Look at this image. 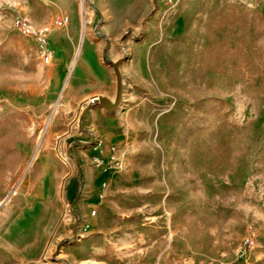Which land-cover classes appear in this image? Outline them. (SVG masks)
<instances>
[{
    "label": "rangeland",
    "instance_id": "rangeland-1",
    "mask_svg": "<svg viewBox=\"0 0 264 264\" xmlns=\"http://www.w3.org/2000/svg\"><path fill=\"white\" fill-rule=\"evenodd\" d=\"M18 15L36 25L69 17L50 36V65L42 68L36 39L14 26ZM91 39L103 47L81 70ZM115 65L119 109H131L141 147L124 183L156 193L117 201L125 219L97 206L101 226L121 220L148 234L166 207L188 255L264 264V0H0V117L14 120L0 125V264H98L84 261L88 242L70 240L81 220L63 190L74 167L69 139H90L81 120L102 107L93 96L116 99ZM57 165L65 172L51 209L62 214L51 227L40 185ZM250 224L257 245L241 259Z\"/></svg>",
    "mask_w": 264,
    "mask_h": 264
},
{
    "label": "crops",
    "instance_id": "crops-1",
    "mask_svg": "<svg viewBox=\"0 0 264 264\" xmlns=\"http://www.w3.org/2000/svg\"><path fill=\"white\" fill-rule=\"evenodd\" d=\"M58 32L57 37L64 38L65 31ZM102 47L101 42H94L93 39L87 42L78 65L79 69L87 70L89 63L97 57ZM147 61L148 59L143 54L140 59L142 70L145 69L144 65ZM129 110L131 109L125 111L117 109L109 112L103 106L89 108L83 114L81 124L85 131H90V139L86 136L79 137L82 135L72 136L69 139L67 147H72L73 153L70 152V155L74 159V167L72 175L64 186L63 197L68 204L73 205L79 211L80 226L86 228L85 236L79 242L89 243L91 249L89 256L92 258H86L84 261L98 264H204L202 260L188 255L179 247L177 243L181 240L174 237L177 232H174L171 224L173 212L166 207L160 213L153 215V218L159 220L163 218V221L148 224L150 228L148 234L151 236L139 229L141 224L137 227L126 228L127 223L119 220L115 224L101 226V221L96 217L97 212L92 215V211L101 205L115 210L113 212L121 219L129 218V211H117V201H122V198L134 199L145 194L153 197L156 193L153 187L125 185L126 173L114 169H103L96 166L93 161L98 151L93 143L91 132L104 140L107 148L114 144L126 146L132 153L131 163L135 155L141 154L139 127ZM64 172V167L57 165L51 174L43 176V183L40 185V190H46L48 198L43 204L46 207L42 211L43 220L51 223V227L52 224H58L62 214L60 208L51 209V202L53 203V198L60 197L59 181ZM163 179L167 181L166 175ZM118 180L121 182L118 183ZM75 182L80 185V190L77 198L71 201L66 195L73 189ZM170 194L171 191H168L163 196L164 204ZM90 208L93 210L88 216Z\"/></svg>",
    "mask_w": 264,
    "mask_h": 264
},
{
    "label": "built area",
    "instance_id": "built-area-1",
    "mask_svg": "<svg viewBox=\"0 0 264 264\" xmlns=\"http://www.w3.org/2000/svg\"><path fill=\"white\" fill-rule=\"evenodd\" d=\"M169 1L174 5L178 3V0ZM68 23V16L56 17L51 23H45L42 25L34 24L27 15H18L14 19V26L16 28L22 33L34 37L38 42L42 68L50 65L53 61V50L50 48L49 44L51 34L57 28L63 27ZM122 99L125 100V94L122 96ZM121 104H123V102H121ZM92 140L98 151V154L93 159L96 166L103 169H114L121 173H124L129 169L132 153L126 146L114 144L107 148L104 140L100 139L94 132H92ZM101 196H103V194ZM96 212L97 210H93L92 215H95ZM85 232L86 228L78 226L74 237L70 240L81 241L85 236ZM257 237L258 233L256 227L253 224H250L248 226L247 237H245L237 252L239 258L245 259L252 249L255 248L257 245ZM45 264H51V262L47 261Z\"/></svg>",
    "mask_w": 264,
    "mask_h": 264
},
{
    "label": "water",
    "instance_id": "water-1",
    "mask_svg": "<svg viewBox=\"0 0 264 264\" xmlns=\"http://www.w3.org/2000/svg\"><path fill=\"white\" fill-rule=\"evenodd\" d=\"M116 71H117V76H118V89H117V95L116 99L113 101L107 96L104 95H96L91 98L94 103H100L107 111L112 112L117 109H119L121 105V100H122V79H121V74L118 65L114 66ZM7 198L1 203L0 208L2 205L6 202Z\"/></svg>",
    "mask_w": 264,
    "mask_h": 264
},
{
    "label": "trees",
    "instance_id": "trees-1",
    "mask_svg": "<svg viewBox=\"0 0 264 264\" xmlns=\"http://www.w3.org/2000/svg\"><path fill=\"white\" fill-rule=\"evenodd\" d=\"M13 121H14L13 117L10 114H6V115L0 117V125H3V126L4 125L8 126L10 123H13ZM74 210H75L76 214L80 217V213L75 207H74Z\"/></svg>",
    "mask_w": 264,
    "mask_h": 264
}]
</instances>
